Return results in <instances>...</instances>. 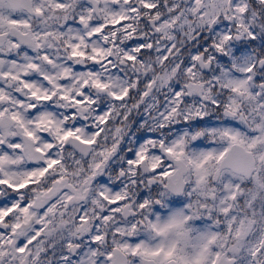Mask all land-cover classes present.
Here are the masks:
<instances>
[{
    "label": "snow or ice",
    "instance_id": "snow-or-ice-1",
    "mask_svg": "<svg viewBox=\"0 0 264 264\" xmlns=\"http://www.w3.org/2000/svg\"><path fill=\"white\" fill-rule=\"evenodd\" d=\"M0 264H264V0H0Z\"/></svg>",
    "mask_w": 264,
    "mask_h": 264
}]
</instances>
